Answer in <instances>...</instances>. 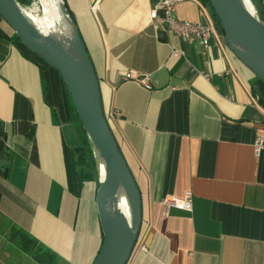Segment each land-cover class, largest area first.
<instances>
[{"label": "crops", "instance_id": "obj_1", "mask_svg": "<svg viewBox=\"0 0 264 264\" xmlns=\"http://www.w3.org/2000/svg\"><path fill=\"white\" fill-rule=\"evenodd\" d=\"M158 1L63 0L141 196L127 264H264V143L254 151L264 83L205 3L181 0L174 16L213 27L207 49L157 29ZM86 142L60 75L0 18V264H92L102 238L96 187L72 194L65 167V150ZM186 193L190 212L162 206Z\"/></svg>", "mask_w": 264, "mask_h": 264}, {"label": "water", "instance_id": "obj_2", "mask_svg": "<svg viewBox=\"0 0 264 264\" xmlns=\"http://www.w3.org/2000/svg\"><path fill=\"white\" fill-rule=\"evenodd\" d=\"M208 3L226 45L264 83V23L256 11L253 16L243 0H208ZM61 4L71 26L69 40L40 34L23 16L16 0H0V18L25 48L60 75L93 150L92 156L95 151L102 159L104 174L100 179L96 169L99 186L95 194L102 238L92 264H127L140 233V192L105 117L98 79L89 55L63 0ZM121 196L127 203L128 219L116 209Z\"/></svg>", "mask_w": 264, "mask_h": 264}, {"label": "built area", "instance_id": "obj_3", "mask_svg": "<svg viewBox=\"0 0 264 264\" xmlns=\"http://www.w3.org/2000/svg\"><path fill=\"white\" fill-rule=\"evenodd\" d=\"M180 2L181 0H159L149 12L150 21L160 31L168 32L179 39L195 38L203 48L207 49L210 45L211 38L215 34L214 28L203 23H193L176 19L174 9ZM125 78L134 80L148 91L152 89L148 77H133L131 74H126ZM118 115L116 112L113 113V116ZM263 143L262 138H256L254 143V151L256 153L260 150ZM162 206L165 210L174 208L190 212L191 194L186 193L183 198L165 197L162 200ZM138 250L142 252L146 251L145 247L140 245L138 246Z\"/></svg>", "mask_w": 264, "mask_h": 264}, {"label": "bare ground", "instance_id": "obj_4", "mask_svg": "<svg viewBox=\"0 0 264 264\" xmlns=\"http://www.w3.org/2000/svg\"><path fill=\"white\" fill-rule=\"evenodd\" d=\"M37 6L23 8L18 5L23 16L31 22L34 28L43 36H51L59 40H69L71 38V26L64 12L61 0H35ZM246 9L255 16V11L249 0H243ZM41 8V15L36 12ZM40 11V10H39ZM93 151V150H92ZM93 157L98 169L100 179L103 178V162L101 157L93 152ZM116 209L129 218V210L125 199L121 196L117 200Z\"/></svg>", "mask_w": 264, "mask_h": 264}, {"label": "trees", "instance_id": "obj_5", "mask_svg": "<svg viewBox=\"0 0 264 264\" xmlns=\"http://www.w3.org/2000/svg\"><path fill=\"white\" fill-rule=\"evenodd\" d=\"M17 1L23 8H27L26 6L23 5V3H26L27 1L26 2L22 0H17ZM201 1L210 8L208 0H201ZM251 2L255 6L256 11L261 21L264 23V4L262 3L261 0H251ZM212 15L216 21L217 26L220 29L217 18L215 17L213 12H212ZM220 32L222 33L221 29H220ZM14 39L18 41L15 35H14ZM94 162L95 161H93L92 151L90 149L89 143L87 142L85 143L83 147L76 149L74 151L65 150V167H66V174H67V187H68V190L72 194L79 195L81 192L82 186L85 182L96 181L94 180V176H95L94 175V170H95ZM97 186H99V183H97Z\"/></svg>", "mask_w": 264, "mask_h": 264}, {"label": "rangeland", "instance_id": "obj_6", "mask_svg": "<svg viewBox=\"0 0 264 264\" xmlns=\"http://www.w3.org/2000/svg\"><path fill=\"white\" fill-rule=\"evenodd\" d=\"M17 1V0H16ZM22 1H24V2H26V3H23V5L24 6H26V7H31V6H37L36 4V2H35V0H22ZM250 1V3L253 5V3L251 2V0H249ZM17 3L19 4V2L17 1ZM262 3H264L263 1H262ZM253 7H254V10L256 11V8H255V6L253 5ZM40 10V11H39ZM39 10L36 12V15H41V8H39ZM256 13H257V11H256ZM257 15H258V13H257ZM259 16V15H258ZM260 18V17H259ZM93 161H94V159H93ZM94 166H95V170H94V180H96V181H94L95 183V187H96V191H97V188H98V186H97V183H98V173H97V171H96V165H95V162H94Z\"/></svg>", "mask_w": 264, "mask_h": 264}]
</instances>
